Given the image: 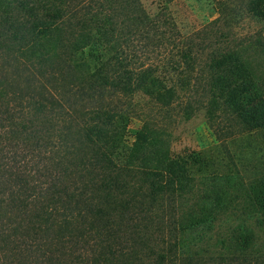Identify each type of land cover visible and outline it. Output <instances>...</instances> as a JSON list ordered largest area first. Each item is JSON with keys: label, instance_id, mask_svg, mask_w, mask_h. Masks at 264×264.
I'll return each instance as SVG.
<instances>
[{"label": "trees", "instance_id": "trees-1", "mask_svg": "<svg viewBox=\"0 0 264 264\" xmlns=\"http://www.w3.org/2000/svg\"><path fill=\"white\" fill-rule=\"evenodd\" d=\"M135 1L0 0V264H152L140 257L141 224L166 204L184 223L181 255L212 230L223 204L214 183L230 176H210L216 192L200 215L184 211L183 194L208 180L193 173L203 156L173 155L150 117L130 129L124 101L135 94L168 110L180 98L174 81H203L211 105L264 132V94L236 51L218 47L203 61L182 45L160 67L127 49Z\"/></svg>", "mask_w": 264, "mask_h": 264}, {"label": "rangeland", "instance_id": "rangeland-1", "mask_svg": "<svg viewBox=\"0 0 264 264\" xmlns=\"http://www.w3.org/2000/svg\"><path fill=\"white\" fill-rule=\"evenodd\" d=\"M125 13L131 18L126 47L144 63L168 66L182 45L202 49L203 61L215 48L234 50L264 94V0H136ZM167 71L175 76L171 68ZM174 83L180 98L168 110L154 107L143 94L124 101L130 129L150 117L163 131L160 142L168 144L173 155L186 157L195 151L203 156L193 173L208 180L198 179L183 194L184 211L200 215L206 208L203 196L215 193L214 186L223 189V204L212 230L202 233L200 241L192 243L194 237L187 235L183 243L192 246L183 255L177 245L184 224L178 208L172 214L167 204L153 207L141 224L147 253L140 257L152 264H264V132L246 131L229 111L211 105L203 81ZM131 141L130 135H123L119 147L126 151ZM149 157L152 162L160 158L151 152ZM215 174L230 177L213 186L209 180ZM173 197L177 200L178 194ZM244 233V247L229 241ZM137 250L139 256L141 247Z\"/></svg>", "mask_w": 264, "mask_h": 264}]
</instances>
